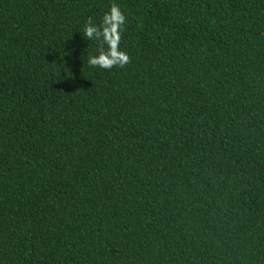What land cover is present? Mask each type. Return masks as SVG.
<instances>
[{
  "label": "trees",
  "instance_id": "obj_1",
  "mask_svg": "<svg viewBox=\"0 0 264 264\" xmlns=\"http://www.w3.org/2000/svg\"><path fill=\"white\" fill-rule=\"evenodd\" d=\"M0 264H264V0H0Z\"/></svg>",
  "mask_w": 264,
  "mask_h": 264
},
{
  "label": "clouds",
  "instance_id": "obj_2",
  "mask_svg": "<svg viewBox=\"0 0 264 264\" xmlns=\"http://www.w3.org/2000/svg\"><path fill=\"white\" fill-rule=\"evenodd\" d=\"M127 22V17L121 8L113 3L99 23L91 19L83 25V38L87 41L99 42L95 54L88 57V64L101 69H111L114 66L124 67L129 62L127 52L120 48L121 33Z\"/></svg>",
  "mask_w": 264,
  "mask_h": 264
}]
</instances>
